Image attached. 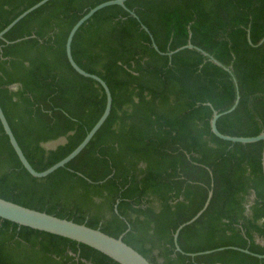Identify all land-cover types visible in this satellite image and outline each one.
Listing matches in <instances>:
<instances>
[{
	"label": "trees",
	"instance_id": "16d2710c",
	"mask_svg": "<svg viewBox=\"0 0 264 264\" xmlns=\"http://www.w3.org/2000/svg\"><path fill=\"white\" fill-rule=\"evenodd\" d=\"M42 0H0V32ZM111 0H51L0 39V105L32 167L44 172L85 139L106 107L96 81L66 55L72 27ZM97 12L72 42L75 62L99 76L111 113L84 151L46 178L20 163L0 122V198L119 238L152 264H264L263 143L218 130L264 131V0H128ZM191 34V37H190ZM209 104L212 106H209ZM61 142L55 148L51 143ZM209 206L178 237V227ZM254 196V197H253ZM128 228H130L129 231ZM0 264H118L100 252L0 219Z\"/></svg>",
	"mask_w": 264,
	"mask_h": 264
},
{
	"label": "water",
	"instance_id": "95a60500",
	"mask_svg": "<svg viewBox=\"0 0 264 264\" xmlns=\"http://www.w3.org/2000/svg\"><path fill=\"white\" fill-rule=\"evenodd\" d=\"M51 0H42L33 7L26 10L24 13H22L20 16H18L11 24H9L3 31L0 32V39L4 40L5 35L13 29L21 20H23L26 16L33 13L46 3H48ZM128 0H111L105 3H102L95 8L91 9L86 15H84L70 30L67 41H66V55L68 58V61L72 68L81 76L85 78L92 79L99 83L105 93H106V107L104 110L103 115L99 119V121L95 124V126L91 129V131L87 134L85 139L81 142V144L72 152L70 153L66 158H64L62 161L58 162L54 166L50 167L44 172H38L36 171L28 159L26 158L22 148L20 147L10 125L9 122L3 112V109L0 105V122L2 124L3 130L5 134L7 135L9 142L15 151L20 163L22 164L23 168L33 177L35 178H46L55 171H57L60 168H64L67 164H69L71 161H73L76 157H78L84 149L88 146V144L91 142V140L94 138V136L97 134V132L100 130V128L104 125L106 120L108 119L111 109H112V103H113V97L111 94V91L106 84L104 80H102L99 76L91 74L83 70L74 60L72 55V42L76 35V33L79 31V29L90 19L92 18L97 12L100 10L110 7V6H120L124 8L131 16L138 19L137 15L130 11L126 7V2ZM142 29H144L149 35L152 40V46L153 48L161 55H167L168 57H172L173 55L177 54L180 51L186 50V49H195L196 51L200 52L204 57L208 58L209 61L214 63L215 65L223 68L227 72H229L233 78L234 85L237 89V98L235 101V104L227 111L219 113L214 108L213 115L210 121V127L212 133L218 137L221 140L231 142V143H242V144H253L262 142L263 143V151H262V167H263V175H264V131L259 134L256 137H232L229 135L222 134L217 127L218 120L227 114L232 113L238 102H239V92H238V82L233 74V68L232 66H225L220 61L215 59L213 56L205 52L204 50L194 46L192 42L189 40L188 44L186 46H183L181 48H178L175 51L163 53L159 50L157 44L155 43L154 37L152 36L150 30L145 26L141 25ZM191 37V34H190ZM264 42V40L261 42V44ZM209 106H211L209 104ZM212 107V106H211ZM213 196V192H209L208 200L205 204V207L202 211H200L195 217H193L188 222L180 225L176 232L174 233V243L176 247L177 252H182L181 248L178 245V237L180 235V232L187 226L193 224L205 211V209L209 206L210 200ZM254 197V196H253ZM0 219L9 221L11 223H14L18 225L19 227H27L36 231L52 234L55 236H59L65 239H69L71 241H74L78 244H83L85 246H88L101 254L107 256L114 262L118 264H152L146 257H144L142 254H140L137 250H135L133 247L129 246L123 241V235L119 238L112 237L100 229H93L88 227L85 224H78L72 220L68 219H62L54 215H50L46 212H40L34 209L27 208L25 206L16 204L11 201H7L5 199L0 198ZM130 228H128L127 231H129ZM225 249H233L237 251H241L243 253L255 256L260 259H264L263 255H257L253 254L248 250L239 249L236 247H228V248H219L214 251H206L203 253L198 254H188L191 257H196L198 255H205L210 254L216 251H222Z\"/></svg>",
	"mask_w": 264,
	"mask_h": 264
},
{
	"label": "rangeland",
	"instance_id": "374dc122",
	"mask_svg": "<svg viewBox=\"0 0 264 264\" xmlns=\"http://www.w3.org/2000/svg\"><path fill=\"white\" fill-rule=\"evenodd\" d=\"M61 142H57V143H51L48 145V148H55L57 145H59Z\"/></svg>",
	"mask_w": 264,
	"mask_h": 264
}]
</instances>
